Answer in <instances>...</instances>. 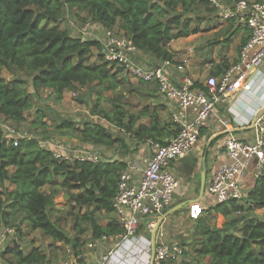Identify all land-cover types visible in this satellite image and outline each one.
Returning <instances> with one entry per match:
<instances>
[{
  "label": "trees",
  "instance_id": "1",
  "mask_svg": "<svg viewBox=\"0 0 264 264\" xmlns=\"http://www.w3.org/2000/svg\"><path fill=\"white\" fill-rule=\"evenodd\" d=\"M196 4L213 11L205 0H0V74L5 70L12 78L5 81L0 76V122L22 124L26 121L25 112L34 108L28 124L36 135L70 137L65 134L70 133L83 144L116 148L124 154L131 140L165 145L177 134L172 121L161 120L156 108L151 112L147 107L128 112L127 103L122 101L125 89L124 78L120 77L122 67L105 60L99 40L72 37L59 22L66 14H73L82 24L89 22L104 30L116 28L155 65L172 61L174 53L169 46L172 41L203 32L199 28L202 18L188 16ZM228 22L231 25L226 33L230 28H241L233 20ZM232 36L228 33L223 45L227 47ZM227 67L224 65L218 74ZM26 83L33 93H28ZM93 84L98 91L90 108V118H95L92 122L70 119L49 106H35L33 100L41 90H47L51 99L59 103L65 91H91ZM146 84H152L156 90L154 83ZM195 85L201 87L197 82ZM105 92L115 93V98L109 100L111 110L99 104ZM76 99L86 104L89 96ZM49 115L55 120L53 124L47 122ZM113 129L119 132L114 133ZM125 168L122 161L74 163L56 159L51 151L39 148L35 140L21 139L16 146L6 142L0 130V219L18 231L19 225L14 224L13 218L21 214V223H27L30 230H39L45 237L70 245L77 256L83 245L82 224L88 225L92 239L123 232L115 221L99 225L98 216L101 212H112L111 199L118 176ZM6 183L13 188L8 189ZM62 189L77 191L68 194L74 203L71 210L89 208L83 214H74L73 236H64L57 230L51 215L56 209L55 197ZM260 208L264 209V167L243 200H228L202 210L220 214L225 220L222 225H210L201 216L194 220L195 234L199 237L195 256L207 258V264H264V220L250 215ZM237 213L239 217L234 216ZM4 252L12 253L15 260L13 263L9 259L12 264L45 261L37 248L24 255L16 243L7 246L0 256Z\"/></svg>",
  "mask_w": 264,
  "mask_h": 264
},
{
  "label": "built area",
  "instance_id": "2",
  "mask_svg": "<svg viewBox=\"0 0 264 264\" xmlns=\"http://www.w3.org/2000/svg\"><path fill=\"white\" fill-rule=\"evenodd\" d=\"M205 1L224 21L233 20L241 28L248 29L249 36L238 48L234 63L220 74L206 76L203 80L185 76L174 83L168 76L169 68L174 67L183 71L189 65L193 55L191 47H187L185 55L175 61L164 60L150 66L145 61L138 60V51L120 35L118 30L112 28L103 32V42L100 43L105 60L122 67L124 73L132 79L154 83L156 94L175 106V110L170 114V120L177 128V134L165 145L150 142L152 154L141 167L127 164L118 176L110 206L123 232L101 237L102 240L109 237L116 239L114 249L116 251L122 247L134 246L136 241L144 243L138 234L140 222L145 218H158L171 207L173 193L180 185L171 165L191 152L201 129L208 127V119L214 106L225 101L227 96L249 92L251 80L242 82L243 76L247 73L259 71L264 74V0ZM83 25V29L88 30L91 24L87 22ZM196 82L201 87L196 86ZM248 125L254 130L252 142L243 141L234 135L228 136L223 142L225 154L230 162L222 163L206 186L207 195L211 196L216 204L245 198L247 188L243 180L252 162V182L263 171L264 106L259 113L253 114ZM0 130L6 142L16 146L21 139L35 140L39 148L51 151L56 159L74 163L105 161L92 149L78 147L65 149L57 146V150H52L51 143L38 140L32 133L20 134L9 122H0ZM134 175L137 177L134 178ZM202 210L199 202L189 203L187 217L195 220L201 216ZM13 243L20 247L22 245L17 237L16 228L4 224L0 219V254ZM150 248L151 255L149 254L144 264L173 263L184 255V248L177 242L168 241L161 228L155 233L153 247L152 243L147 244L148 253ZM114 250L101 258L103 263L113 256ZM0 264H3L1 260Z\"/></svg>",
  "mask_w": 264,
  "mask_h": 264
},
{
  "label": "crops",
  "instance_id": "3",
  "mask_svg": "<svg viewBox=\"0 0 264 264\" xmlns=\"http://www.w3.org/2000/svg\"><path fill=\"white\" fill-rule=\"evenodd\" d=\"M248 1L252 2L257 0ZM80 16L84 15L80 14ZM226 24L227 23H223L225 32H227ZM59 25L62 29H66L72 37L93 39L103 42L104 29L100 25L91 24L88 30L83 29L85 32L83 33V30H81L83 24L74 23L71 16L68 14L65 15ZM228 33L233 34V36L227 47L223 45L222 41L218 42L219 57H212L207 60L202 59V62L198 61V58H191L189 65L185 67L183 71L171 67L168 69V76L171 81L177 83L185 76L192 77L195 80H201L200 77H203L204 74H207L206 76L218 74L224 65L229 66L234 63L237 59L239 46L248 39L249 30L244 27L235 30L234 27L230 28V32ZM181 40L183 41L185 39ZM175 41H172L169 44L171 51L174 50L172 45ZM173 53V59L175 61L179 58V55L177 56L175 52ZM137 57L138 60H143L147 64H151V59L147 55L138 52ZM222 63H224V65ZM246 80H251L250 91L232 94L227 96L225 101L216 104L208 119V127L201 129L199 138L191 152L186 157L177 160L171 165L172 171L180 182L179 187L173 193L171 206L180 203H187L189 200L197 198L200 184V173L202 171L205 172V181L204 191L199 203L203 210H207L216 204L213 201V198L207 195L206 186L209 184L212 174L219 168V166L222 163L230 162L225 154L223 142L230 135H234L246 142H252L254 140V130L248 125V122L253 114L256 112L259 113L264 106V74L259 71L247 73L243 76L242 82H246ZM238 84L240 85V82ZM27 91L28 93H33L30 86ZM46 92L47 94L43 97H47V95L49 97V91L46 90ZM70 92L71 91H65L63 93V100L61 102H64ZM39 94L37 98H33L34 102H36L35 106H39V104L37 105V101L44 102L41 100L42 95L40 94L39 97ZM154 97H156V102L152 105L153 108L157 109L160 119L167 121L169 118L170 120V114L175 110V106L156 93L154 94ZM47 106L52 107L51 104H47ZM77 120L79 119L77 118ZM25 123L26 122L23 124ZM54 137L58 140L64 141V137L62 136ZM80 145H82V147L85 146L86 148L89 147L87 149L101 151L106 156H109L108 159L104 158L105 161H122L125 165L135 164L138 167H141L144 164V161L152 154V148L149 141L136 143L133 140L128 141V152L126 154L116 148L106 149L104 147H94L88 144L84 145L76 138L71 139L66 146L62 143H51L50 148L52 150H57V146H62L63 148L68 149L69 147L77 148L80 147ZM252 169L253 162L243 180L247 189L252 185ZM136 177L137 176L134 175V178ZM8 188L12 189L11 187ZM187 206L188 204L184 207L185 213L187 212ZM55 208V210L58 211L56 205ZM102 213L103 212L99 213V215L101 216ZM203 213L207 215L208 212L203 211ZM213 215L218 218L220 223L224 220L220 214L210 212V216ZM160 219L161 222L157 230L161 228L167 236L169 232L174 231V229L177 230V226L172 223L174 222V217H170L168 214H162L158 218H145L140 222L138 227V234L140 235L141 240H144V243L141 244L136 241L134 246H129L128 248L122 247L117 251L114 250L117 242L116 239L112 237H109L106 240H102L101 238L92 239L90 237V231H87L81 236V241L84 243L85 240L83 239L85 238L89 239V242L85 246L82 245L79 248L80 254L76 256L70 245L63 242H57L48 237L44 239V242L37 241L36 238L42 233L39 230H30L27 223H21V220L18 224L17 237L22 243L21 251L24 255L27 254L31 248H37L39 252L45 256V261L42 264H144L152 251V248H150L148 253L146 251V246L149 242L153 243V232ZM112 221L116 222V219L113 212H109L104 214L103 217L101 216L98 224L106 226ZM175 221L177 220L175 219ZM24 229V236H26L24 237V241H27V244H25L21 238ZM169 237L170 236H168V238ZM112 250H114L112 252L113 256L110 257L107 262L103 263L101 258ZM8 258L12 260V253L4 252L3 255L0 256V260L3 264H12L10 260L6 262V259ZM123 259H125V261H123ZM12 261L15 263L14 259Z\"/></svg>",
  "mask_w": 264,
  "mask_h": 264
},
{
  "label": "rangeland",
  "instance_id": "4",
  "mask_svg": "<svg viewBox=\"0 0 264 264\" xmlns=\"http://www.w3.org/2000/svg\"><path fill=\"white\" fill-rule=\"evenodd\" d=\"M227 1V0H226ZM210 8V7H208ZM212 9V8H211ZM213 11H206L205 8L203 6H201L200 4H196L195 5V9L193 11V13L189 14L188 16H191V18H195V17H199L202 18L203 21L200 22L199 24V28H201L203 30L202 33H200L199 35H195V36H191L185 40H181L178 39L173 43V52H175V54H177V56L179 55L180 57H183L185 55V49L187 47H191L193 49V55H192V59H196L202 62L201 60H207L210 59L212 57H219V47L218 42L223 41L225 38L228 37V33H226L224 31L225 27L223 28V23H227L226 26L231 25V22H226L224 21L221 16L218 14V12L214 9H212ZM81 15H84V13H81ZM71 19L73 20L74 23H80L79 20L73 15L70 14ZM61 22H59L60 24ZM82 24V23H81ZM84 26V25H83ZM83 26L81 27V30H83ZM193 26V24H192ZM234 26V25H233ZM217 28V29H214ZM227 28V27H226ZM234 28V27H233ZM117 31L116 28H113ZM225 32V33H224ZM217 48V49H216ZM177 50V51H176ZM95 55V54H94ZM95 57V56H94ZM93 57V58H94ZM207 74H204L203 77H200L201 80H203V78H205ZM1 78L4 79L5 81H9L11 80V76L8 74V72H6L5 70L1 71L0 74ZM120 77L124 78L125 81V89H124V97L122 99L123 102L127 103V110L130 113H135L137 111H139L141 108L143 107H147L149 109V112L153 111V103L156 102V97H154V94L156 93V90L154 88V86L152 84H146V83H142L138 80L132 79L130 77H128L124 71L122 70V72L120 73ZM127 82V84H126ZM27 89L29 88V83H26ZM94 89L89 91L88 89H81V90H76L75 92L71 91L67 97L65 98L64 102H59V103H55L53 101V99H51L50 95L48 97H43L44 95L47 94L46 90H41L40 94L42 95L41 101H37V104H39L40 106H47L51 104L52 108L57 111L60 114H65L68 116V118H77L81 119L82 121L84 120H88V122H92L93 120H95V118H90V108H92L93 104L92 102H94L95 99V94L98 91V89L94 86V84L91 86ZM131 91V92H130ZM39 94V97H40ZM85 94V96H84ZM86 95L89 96V99H86V102L89 103V105L86 104H80L76 98H80V96H83V98H86ZM103 99L99 100V104L102 108L106 109V110H111V106L109 103L110 99L115 98V93H109V92H105L102 94ZM63 100V99H62ZM33 112H34V108L31 110H28L27 112H25V118H26V123L25 124H19V125H15L11 122H9L10 124L14 125L15 128L18 130V132L20 134L24 133V132H28V133H32L38 140L41 141H46L48 143H62L63 145H67L69 144V141L71 139H75V135H71L70 133H65L70 135L69 136H63L64 137V141L58 140L56 139V137H54V135L49 134V136H41V135H36L33 133L32 129L29 126V121L32 119L33 117ZM169 120V118L167 119ZM145 120L141 119V122H144ZM48 124H53L55 122V120H53L52 116L49 115V118L47 119ZM99 122L101 124H105L104 121L99 120ZM113 132H119L118 130L113 129ZM58 137V136H57ZM85 145V144H84ZM72 148V147H69ZM78 148H86L85 146L82 147V145H80V147ZM89 148V147H87ZM92 151H94L95 153H97L100 157L108 159L109 156H106L104 153H102L101 151H96L94 149H92ZM174 173V172H173ZM175 175V174H174ZM61 179H58V182H60ZM6 185L8 187L13 188L12 186H10L8 183H6ZM9 189V188H8ZM48 188L45 187L44 191H47ZM69 193H73V194H77V191H67L62 189V191H60L56 197H55V205L58 208V211H52L51 215H52V219L55 221V223L57 224L56 228H58V230L61 231H68V235L69 236H73V225H74V214H83L84 212L88 211L89 208L88 207H82V208H77L75 210H71V207L73 206V202L70 200L69 198ZM173 206H171L170 208H172ZM169 208V209H170ZM167 209L164 214L169 210ZM106 214L105 212H103L101 214V216L103 217V215ZM170 217H174V225L177 226V230L174 229V231L169 232L168 236H170L168 238V236L166 235V239L168 241H174L177 242L178 244H180L183 248H184V255L183 257L178 260L173 262L172 264H207L208 263V259L204 258V259H198L195 256L194 253V248L199 244V237L195 234V227H196V221L194 220H190L187 218V214L185 213L184 208L181 209L180 212H176V213H172V214H168ZM253 217H256L258 219L264 220V209L260 208L255 210L254 212H252L250 214ZM101 216L99 215V220L101 219ZM234 216L239 217L240 214H235ZM206 217L207 222L210 225H214V226H220L224 223L225 220L222 221V223H220V221H218L217 217L210 216V212L207 213V215H205L203 212L201 214V218ZM22 219V215L21 214H17L14 216L13 218V222L14 224H19L20 220ZM175 219L177 221H175ZM85 232L84 234L89 231L88 230V225L86 223L82 224ZM25 229L21 234V238L22 241L25 240L24 236L25 234ZM83 235V234H82ZM81 235V236H82ZM46 237H44L42 234L38 235V237L36 238L37 241L39 242H44V239ZM148 239V238H147ZM85 240L83 243V246H85L88 242L89 239H83ZM25 244H27V241H24ZM149 247V246H148ZM5 260V259H4ZM9 261V258L6 259V262Z\"/></svg>",
  "mask_w": 264,
  "mask_h": 264
},
{
  "label": "water",
  "instance_id": "5",
  "mask_svg": "<svg viewBox=\"0 0 264 264\" xmlns=\"http://www.w3.org/2000/svg\"><path fill=\"white\" fill-rule=\"evenodd\" d=\"M204 181H205V172L202 171V172L200 173V184H199V192H198V196H197V198H195V199H193V200H189L187 203H180V204H177V205L173 206L172 208H170V209L165 213V215H167V214H172V213H174V212H176V211H178V210H181L182 208H184V207H185L187 204H189V203H192V202H199L200 199H201V197H202L203 191H204ZM160 222H161V219L157 222L156 227H155L154 232H153V237H152V239H153V243H152V247H153V244H154L155 233H156V231H157V229H158V227H159V225H160ZM56 229L58 230V228H56ZM59 231H61V230H59ZM61 232L64 234V236H67V235H68V234H67L68 232H66V231H61Z\"/></svg>",
  "mask_w": 264,
  "mask_h": 264
}]
</instances>
